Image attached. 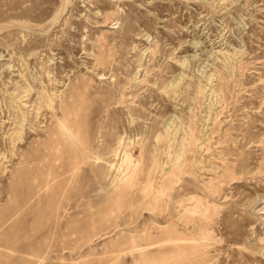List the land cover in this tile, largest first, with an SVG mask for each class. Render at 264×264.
I'll list each match as a JSON object with an SVG mask.
<instances>
[{
	"label": "rangeland",
	"instance_id": "1",
	"mask_svg": "<svg viewBox=\"0 0 264 264\" xmlns=\"http://www.w3.org/2000/svg\"><path fill=\"white\" fill-rule=\"evenodd\" d=\"M0 264H264V0H0Z\"/></svg>",
	"mask_w": 264,
	"mask_h": 264
}]
</instances>
